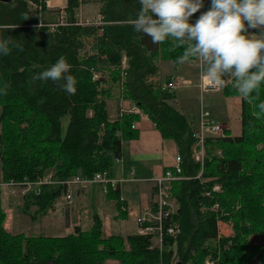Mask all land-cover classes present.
I'll use <instances>...</instances> for the list:
<instances>
[{"label":"trees","instance_id":"16d2710c","mask_svg":"<svg viewBox=\"0 0 264 264\" xmlns=\"http://www.w3.org/2000/svg\"><path fill=\"white\" fill-rule=\"evenodd\" d=\"M46 1H0V37H11L18 45L0 57V83L8 86L7 94L0 96L2 179L35 182L52 171L54 181H65L111 173L121 157L122 141L137 136L133 124L139 115L124 112L111 120L107 101L130 99L178 146L183 179L172 182V199L179 205L172 222L180 224L181 233L175 239L165 236L161 248L152 247L150 235L106 236L94 213L85 232L76 228L74 234L59 237L13 235L5 227L7 213L0 196V264H204L209 256L219 258L220 264H251L254 259L264 263V246L250 243L252 235L264 233V113L257 107L264 101V84L258 95L242 98L239 136L225 130L224 137L207 138L202 165L192 156L193 122L170 103L176 92L164 86L173 78L161 73L160 61L179 65L176 58L182 49L170 50L168 41L153 45L133 31L138 0H98L101 25L79 23L75 11L86 0H67V19L54 28L45 20L50 12ZM204 1L203 11L209 5ZM30 2L37 6L35 13ZM88 40L93 54L87 51ZM61 56L77 80L71 95L59 82L35 79ZM97 73L100 80L94 78ZM104 75L108 87L102 86ZM224 94L239 96L233 84L225 86ZM65 117L69 121L63 133ZM216 184L221 192L213 190ZM66 189L58 182L41 185L24 196L21 208L36 220ZM113 194L110 189L108 196ZM215 204L219 208L211 210ZM219 221L231 224L233 235L218 238Z\"/></svg>","mask_w":264,"mask_h":264},{"label":"crops","instance_id":"0c3cea01","mask_svg":"<svg viewBox=\"0 0 264 264\" xmlns=\"http://www.w3.org/2000/svg\"><path fill=\"white\" fill-rule=\"evenodd\" d=\"M198 61L201 60L187 61L177 65L176 68L171 61H160L162 77L172 76V81L177 80L180 82L182 80L190 81V78L198 79L203 72L201 69L203 61H201L200 71L195 70L196 73H190L194 71L190 67H194ZM169 65L175 68L174 73H171L172 67H169ZM182 69H186L185 72L187 73H182ZM219 93L222 95L221 111L218 110L217 106H214L218 104L216 98H213L211 101L212 105L206 110L210 111L212 116L225 126V130L231 132L232 136H239L242 131L241 120L239 118L242 98L241 96H223L224 92L220 91ZM170 103L184 113L190 122H193V127L197 125L199 116H193L191 117L192 119L188 118L185 112L188 104L181 105L177 93L175 99ZM133 105L134 102L130 99L108 100L107 110L110 119L115 120L121 117L124 112H133L131 111ZM223 113L224 116L230 114L228 117L231 120L230 125L221 121ZM136 114L139 115V119L134 122L133 128L137 132V136L122 141L121 156L123 164L115 162L116 166L111 172L112 177L118 179L124 178L126 181L121 182L116 190L112 189L113 195L108 196L111 188L105 193L99 184H90L85 187L74 186L72 201L67 202L60 197L54 207L48 210L47 214L39 216L34 221L22 208H19V211L15 207L11 213L10 211L9 213L6 212V229L13 235L23 233L26 236H66L74 234L76 228H80L84 232L88 231L93 224V215L95 213L102 220L103 231L106 236L138 234L136 216L142 214L150 207L155 208L157 192L155 177L162 175L167 169L175 165L179 150L177 144L172 139L162 136L155 123L146 114L143 112ZM2 201L4 202L3 199ZM123 208H127L128 210L123 211ZM122 214H125V216L123 217ZM27 218L30 219V222L26 221ZM29 229L33 230L31 234L27 233ZM34 233L38 234L34 235ZM110 263L118 264L114 260L110 261Z\"/></svg>","mask_w":264,"mask_h":264},{"label":"clouds","instance_id":"9594fccd","mask_svg":"<svg viewBox=\"0 0 264 264\" xmlns=\"http://www.w3.org/2000/svg\"><path fill=\"white\" fill-rule=\"evenodd\" d=\"M139 11L131 21L133 31L148 37L153 45L166 41L170 50L182 52L176 62L192 58L203 61L207 78L217 83L231 77L241 98L247 100L264 84V0H138ZM258 29V32H251ZM18 45L11 37H0V57L8 56ZM71 65L61 56L35 79L59 82L66 94H74L77 80ZM0 83V96L7 94ZM264 113V101L257 105Z\"/></svg>","mask_w":264,"mask_h":264},{"label":"built area","instance_id":"2783aa9c","mask_svg":"<svg viewBox=\"0 0 264 264\" xmlns=\"http://www.w3.org/2000/svg\"><path fill=\"white\" fill-rule=\"evenodd\" d=\"M47 3V1H46ZM49 3V2H48ZM31 10L35 13L37 6L30 2ZM64 15V13H63ZM63 15H61V21L59 23H64ZM59 23L49 24L51 27H56ZM81 24L87 25H101L103 24L102 17L99 16V19L95 22H90L86 20L85 22H80ZM123 66L124 68L127 67V58L126 56L123 57ZM94 78H97V75H94ZM229 80V84L232 81V78H224L222 82L217 83L215 81H211L207 78L205 74H201V81H200V88L201 93L204 91H211L216 92L221 90L227 84V80ZM189 82L187 80L180 81H172L170 82L165 88L169 90H176L179 86L188 85ZM131 111L135 113H142L140 108H138L135 104L132 106ZM206 113H208L206 111ZM225 126L216 120H210L208 118H203L201 116L198 119V123L195 127H193V137L196 139V142L192 149V156L197 161L200 162L202 165L204 163V157L206 154L205 150V141L207 138L211 137H224L225 133ZM116 163L123 164V158L117 157L115 159ZM182 159L181 156L178 154L176 157V163L173 167L167 169L162 175L155 177L157 192H156V201H155V208L150 207L142 214L136 216V223L138 225V234L139 235H150L153 236V246L152 247H162L163 239L165 236H170L172 238H177L181 233V226L178 222H172V217L176 214L179 205L175 199H172V182L176 180L183 179L181 176L182 171ZM126 181L124 178H114L111 176V173L108 171L98 172L94 174L92 178H86L81 175H76L70 179L65 181H54L53 180V173L45 176L44 178L38 179L37 181H4L0 179V196L4 200L6 197H14L20 196L24 197L27 193L34 191L41 185L44 184H51L53 182H58L67 187L66 192L62 194L61 198L65 201L70 202L73 198V187L74 186H87L90 184H99L102 186L105 193L109 191V189L116 190L121 182ZM220 185L214 186L213 190L218 191L220 190ZM207 196L210 195L209 192L206 193ZM127 208H123V211H127ZM169 222L168 225L166 223ZM208 264H219L216 259L207 261Z\"/></svg>","mask_w":264,"mask_h":264},{"label":"rangeland","instance_id":"374dc122","mask_svg":"<svg viewBox=\"0 0 264 264\" xmlns=\"http://www.w3.org/2000/svg\"><path fill=\"white\" fill-rule=\"evenodd\" d=\"M46 5H47V9L50 10V12L47 11L44 14L45 20H48L49 22H53L51 24L58 23V22L61 21V15H63V12H64L62 20L66 21V19H67V16H66V13H65L66 11H64L65 8H66V5H67L66 0H47ZM200 11H203V10L201 9L197 13L193 14V16H192L193 18L192 19L195 20L196 17L200 14ZM99 16H101V15L99 14V2H98V0H86L85 2L81 3L80 6L75 11V18L77 19V21L79 23L80 22L83 23L86 20H89L90 22H95V21H97L99 19ZM51 28H53V27H51ZM86 44H87L86 48H87L88 53L89 54H93L94 51L90 48V46L92 45L91 40L90 41L88 40ZM173 65H174V63H173ZM200 65H201V61L196 62L194 67H190L192 70L194 69V71H192L190 73L194 74V73H196L197 70L200 71V68H201ZM160 67H161V65H160ZM169 67H172V66L169 65ZM174 67L176 68L177 66L174 65ZM174 67L171 68V73L175 72V68ZM185 71H186V69H182L181 70L182 73H187ZM201 74H205V73L202 72ZM201 74H200L198 79L197 78L196 79H194V78L191 79L190 78L191 82L189 80H187L190 85L192 83L191 86H181V87H179L178 90H176L177 97H178V99H180L181 105L188 104V106L185 108V112H186V115L188 116V118L192 119L191 117H193V116H196V117L199 116L198 119H200L201 116H202L203 118H208L210 120H216L212 116L210 111H208L206 109L210 108V105H212L211 101L213 100V98H216L218 100V104H215L214 106H217L218 110L221 111L220 110V106H221L222 95H221V93H219V91L220 92H224V88L225 87L222 89V87H223L222 86L221 90L217 91V93L216 92H211V91H204V93H201L202 90H201V88L199 86L200 81H201ZM95 75H97V79L100 80L101 75L99 73H97ZM195 75H197V74H195ZM107 81H109L108 76L104 75V80H103L102 86L108 87L109 85H108ZM226 82H227V84L225 86L229 85V80H227ZM230 84L234 85V81L232 80ZM199 89H200V91H199ZM215 95H221V96H215ZM223 96H226V95L223 94ZM173 100H171V101H173ZM206 111L208 113H206ZM229 116H230V114L228 116H224V113H223V116L221 117V121L222 122H226L228 125H230L231 124V120H230V118H228ZM239 118L241 120V117H239ZM68 121H69V119L67 117H65L63 119V123H62V132L63 133H65V131L67 130ZM240 123H241V121H240ZM218 153L220 154V152H218ZM51 173H52V171H51ZM0 179H2L1 170H0ZM216 185L219 186L220 184H216ZM216 192H221V187H220V190H218ZM23 198L24 197H20V196L7 197V198L5 197L4 198V202L2 201L3 208H4L5 212L9 213V211H10V213H11L14 210L15 207L19 210V208H21L23 206ZM4 206H7V207H4ZM218 208H219L218 204H215L211 208V210L218 209ZM35 209H36V207H32L31 208L32 212ZM29 220L30 219H28V218L26 219V221L30 222ZM218 224H219L218 225V230H219L218 238L224 237V236L229 235V234H230L229 236H231V234L233 235V229H232V225L231 224L225 223L223 221H219ZM35 231H36V229H35ZM32 232H33V230H30V229L27 230L28 234H31ZM35 234H38V233H34V235ZM216 242L218 243V239L215 240V241L214 240L211 241L212 244H216ZM229 243L227 245H229ZM250 243L264 246V233H257L255 235H252L250 237ZM214 259L215 258L213 256H209V257L206 258L204 264H208L207 263L208 260L212 261ZM216 260L220 264L219 258L216 259ZM110 261H113V260H108L107 264H111ZM251 264H264V263L260 262L257 259H254Z\"/></svg>","mask_w":264,"mask_h":264},{"label":"water","instance_id":"95a60500","mask_svg":"<svg viewBox=\"0 0 264 264\" xmlns=\"http://www.w3.org/2000/svg\"><path fill=\"white\" fill-rule=\"evenodd\" d=\"M1 2H4V3H10L12 0H0ZM177 264H181L180 262L177 263Z\"/></svg>","mask_w":264,"mask_h":264}]
</instances>
